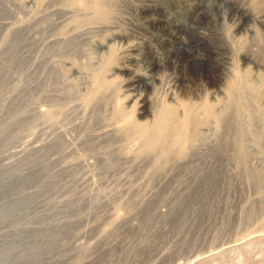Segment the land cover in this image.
Returning <instances> with one entry per match:
<instances>
[{
    "label": "rangeland",
    "instance_id": "obj_1",
    "mask_svg": "<svg viewBox=\"0 0 264 264\" xmlns=\"http://www.w3.org/2000/svg\"><path fill=\"white\" fill-rule=\"evenodd\" d=\"M33 1L35 0L20 3L19 0H0V264H229L241 258L246 264H264V239L247 245L249 240L264 234V87L262 90V85L258 84L260 78H263L264 83V50L255 46L258 51H254L253 32L250 31L257 28L263 35L264 26L261 25H264V7L258 16L259 20H263L256 22L238 9L243 2L246 5L248 0H124L125 7L120 11L123 21L120 18L114 20L108 32L86 33L85 26L78 28L70 14L63 13V16L56 12L57 7L62 4L60 1L64 4L68 0H51L58 4L51 3L50 0ZM156 4H161L158 10L153 9ZM52 12L58 18L50 17ZM67 20L72 22L66 24ZM56 22H60V25ZM125 28L133 33L129 35L130 38L111 34L114 31L127 30ZM75 33L76 36L81 33L80 38L78 36L72 41L71 37ZM103 35H107L104 41L101 40ZM51 40L60 48L49 51L47 46L50 42L53 43ZM242 41H247L245 45L248 43V46L240 54L243 56L240 66L254 68L250 79L259 85V89L256 88L258 93H263L258 94L259 98L254 90L251 96L255 95V101L248 97L255 102L252 103L253 108L250 107L253 109L252 114L257 110V114L252 115V123L247 116L242 120V131L246 135L242 141L246 165L237 156L239 151L236 137H219L213 122L201 126L202 137L189 143L190 147L188 146L185 153L179 154L174 150L164 160L158 151L141 152L142 145L138 144L141 140L137 142V135L133 140L131 133L130 138L124 133L125 136L121 135L99 149L98 146L102 143L104 145L103 141L114 133V128L126 122L128 118L125 121L124 118L129 115L128 110H133L132 103L129 108L127 106L128 95L139 97L140 104H136V115L142 121L151 119L154 114V105L149 100L154 97L162 98L167 94L173 97L175 93L178 94L177 97L181 96L180 98L184 97L185 100L195 103H202L208 96H211L213 102L223 99L227 73L231 68L234 52L239 49L238 43L241 44ZM132 42L136 44V49L129 52L128 46ZM200 42L205 47L199 46ZM163 43L168 46L171 43L172 49L168 51L169 49L163 48ZM225 43L230 46L229 49ZM234 45L238 47L235 46L236 50ZM114 48L115 54H121L119 61H127L128 52L129 55H138L136 62H133L136 66L128 61L118 62L127 70L110 72L108 79L113 80L114 85L107 89H96L98 86L95 85L101 83L97 79L101 72L99 74L97 71H102L99 68L107 62L103 57L109 56L112 53L110 50ZM248 49L252 51L249 50L248 53ZM67 69H70L67 75L59 74ZM137 73L146 75V78L134 82V75ZM94 77L96 82L93 81ZM151 82L155 84L152 83L155 88L151 86ZM43 83L48 86L42 92ZM62 83H72L70 88L67 85L68 91L65 93L57 90L63 87ZM73 84L77 86L74 87ZM92 87L94 92L91 91ZM98 89L100 92H97ZM49 94L55 96L59 105L57 110L54 109L55 113L62 116H58L59 120H56L55 115H49L50 111L46 113L50 117L55 116L53 118L57 122L56 127L54 122H50L53 126L49 124V116L46 115L42 120L46 117L48 122L39 121L38 125L27 122L22 116L23 102L28 103L30 114L37 107L41 108L40 104H44L40 101L41 97ZM177 97L174 98L177 100ZM115 98H119L118 103H123L120 104L122 107L126 103L124 107L128 109L121 108L126 114L120 110L117 113L116 107L113 109V104L117 105ZM258 98L263 105H259ZM223 104L218 107L223 108ZM103 105L108 110L104 114L106 118H96L93 121L90 115H99ZM150 109H153L152 113ZM111 113L116 114H112L115 118L110 116ZM230 117L227 120L234 121L237 116ZM86 119L93 130L87 132L89 137L85 135L84 141V136L82 139L78 137L75 129ZM113 120H122L123 123L118 124ZM42 122L51 127H47L50 131L46 130L45 134L41 133L43 135L39 133V136L34 129L37 126L42 128ZM6 125H11V129L3 132ZM43 126L46 127L44 124ZM251 126L263 134L260 139L249 133ZM40 127L36 129L39 130ZM48 133L51 134L47 135ZM60 134L66 139L72 137L70 140L73 144L69 140L70 147L61 148L62 151H52L49 153L50 157L48 154L46 158L57 159L60 162H56L58 166L70 161L68 165L73 163L72 168L58 167L55 164V168L42 169L37 165L38 161L30 156L18 162L13 169L15 171L11 169L12 173L9 172L8 177L3 178L1 169L5 163L18 161L17 157L24 155L21 151H25L28 145L37 146L42 143L41 139L43 142L54 141ZM29 139L32 144H28L31 143ZM88 139L93 142L90 143ZM22 146H25L24 150L20 149ZM14 151L20 157L17 154L12 155ZM8 156L11 158L8 159ZM75 157H79L78 165L74 164L77 163L74 161ZM33 169H36L35 172ZM118 211L120 215L116 218L119 220L111 222L110 217ZM20 229L24 231H21L22 234ZM102 232H106L104 240L98 236ZM217 252L223 253L214 259L202 260Z\"/></svg>",
    "mask_w": 264,
    "mask_h": 264
},
{
    "label": "bare ground",
    "instance_id": "obj_2",
    "mask_svg": "<svg viewBox=\"0 0 264 264\" xmlns=\"http://www.w3.org/2000/svg\"><path fill=\"white\" fill-rule=\"evenodd\" d=\"M24 1H27V0H19V2L20 3H22V2H24ZM35 1H39V0H35ZM35 1H33V2H35ZM41 1V0H40ZM51 1V0H50ZM60 1V0H59ZM69 2H64V4H63V2L62 1H60V3H62V4H60L61 6H59V7H57V9H56V12L59 14V13H62V15H63V13H67V14H70L71 15V18H72V21H75L76 22V24H77V26H79L78 28H80L81 27V29H82V26L84 27L85 26V29H86V33H92V32H94V33H96V32H100L101 33V31L102 32H104V31H106L107 30V32H108V29L110 28V26L111 25H113V21L114 20H118L119 18H120V20H122L123 21V19H124V17H122L121 18V16H122V14L120 15V13L122 12L121 11V9L122 8H124L125 6V1L124 0H68ZM127 1V0H126ZM134 1V0H133ZM144 0H142V2H143ZM146 1V0H145ZM177 1V0H176ZM217 1V0H216ZM53 2H56L57 4H58V2L57 1H53ZM52 1H51V3H53ZM249 2V3H248ZM248 2H247V4L246 5H243V3H242V5H240V6H238V9H241L242 11L241 12H243V13H245V15L247 16H249V18H251V19H253V20H255L256 22L257 21H262V20H259L260 18L258 17L259 16V14H260V12H261V10L263 9V7H264V0H248ZM172 3V2H171ZM55 4V3H54ZM220 4V3H219ZM133 5V4H132ZM150 5V4H149ZM161 5V4H160ZM160 5H158V4H156V5H153L154 7H153V9H157V8H160ZM236 5V4H235ZM237 5H238V3H237ZM126 6H128V5H126ZM129 6H131V5H129ZM137 6V5H136ZM133 7V6H132ZM148 7V6H147ZM212 7H213V4H212ZM149 8H150V6H149ZM55 9V8H54ZM136 9V8H135ZM138 9V8H137ZM142 9V8H141ZM166 9V8H165ZM206 9V8H205ZM130 10V9H129ZM134 10V9H133ZM158 10V9H157ZM191 10V9H190ZM52 11V10H51ZM55 11V10H54ZM121 11V12H120ZM126 11V10H125ZM136 11V10H135ZM129 12V11H128ZM202 12V11H201ZM206 12V11H205ZM213 12V11H212ZM7 13H8V10H7ZM51 13V12H50ZM53 13V12H52ZM234 13V12H233ZM66 14V15H67ZM201 14V13H200ZM263 14V13H262ZM65 15V16H66ZM138 15V14H137ZM211 15V14H210ZM214 15V14H213ZM261 15V14H260ZM56 17V18H58L57 16H55V14L53 13L52 15H50V17ZM59 16V15H58ZM60 16H61V14H60ZM59 16V17H60ZM64 16V15H63ZM69 16V15H68ZM67 16V17H68ZM127 16V15H126ZM141 16V15H140ZM146 16V15H145ZM160 16V15H159ZM161 16H163V15H161ZM234 16V15H233ZM238 16V15H237ZM49 17V18H50ZM142 17V16H141ZM146 17H149L148 15L146 16ZM151 17V16H150ZM158 17V16H157ZM206 17V16H205ZM210 17V16H209ZM128 18V17H127ZM259 18V19H258ZM42 19H44V18H42ZM51 19V18H50ZM50 19H49V21H50ZM53 19L54 18H52V20L51 21H53ZM59 19H62V18H59ZM67 19H69V18H67ZM197 19V18H196ZM242 19H243V16H242ZM250 19V20H251ZM46 20V19H45ZM44 20V21H45ZM58 20V19H57ZM66 20V19H65ZM119 20V21H120ZM139 20V19H138ZM159 20V19H158ZM202 20V19H201ZM47 22H48V20H46ZM56 21V20H55ZM62 21H64V20H62ZM61 21V22H62ZM71 20H67V23H66V21L64 22V23H66V24H68V22H72ZM118 21V22H119ZM131 21V20H130ZM133 21V20H132ZM196 22H197V20H195ZM255 21H253V22H255ZM38 22V21H37ZM43 22V21H42ZM209 22V21H208ZM262 22H264V21H262ZM34 23H36V22H34ZM33 23V24H34ZM43 23H46V22H43ZM53 23H54V21H53ZM57 24H59L60 22H56ZM63 23V22H62ZM63 23V24H64ZM121 23V22H120ZM150 23V22H149ZM206 23V22H205ZM247 23H248V21H247ZM246 23V24H247ZM261 23V22H260ZM12 24V23H11ZM37 24H41V23H37ZM48 24H50V22L48 23ZM57 24H55V25H57ZM62 24V25H63ZM69 24H71V23H69ZM76 24L75 25H73V26H76ZM148 24V23H147ZM199 24V23H198ZM245 24V23H244ZM261 24H263V23H261ZM10 25V24H9ZM15 25V24H14ZM36 25V24H35ZM51 25H53V24H51ZM60 25V24H59ZM90 25H98V26H94V27H92V26H90ZM137 25V24H136ZM139 25V24H138ZM90 26V27H89ZM122 26V25H121ZM126 26V25H125ZM152 26V25H151ZM261 26H264V25H261ZM50 27V26H49ZM119 27V26H118ZM131 27V26H130ZM78 28L77 29H75V30H78ZM113 28V27H112ZM122 28H123V26H122ZM129 28V27H128ZM149 28V27H148ZM243 28H245L244 26H243ZM242 28V29H243ZM125 29H127V28H125ZM138 29H139V27H138ZM143 29V28H142ZM145 29V28H144ZM262 29H264V28H262ZM70 30V29H69ZM244 30V29H243ZM80 31V30H79ZM78 31V32H79ZM196 31V30H195ZM245 31V30H244ZM250 31L251 32H253V33H251V34H253V46H254V49H255V46L259 49V50H264V33H263V35L261 34V32L259 31V29H257V28H255V29H253V30H251L250 29ZM81 32V31H80ZM83 32V31H82ZM239 32H241V31H239ZM243 32V31H242ZM241 32V33H242ZM246 32V31H245ZM138 33H140V32H138ZM240 33V34H241ZM76 34L77 33H75V36L73 35V37H71L73 40L72 41H75V39H77L78 38V36H79V38H80V35H81V33L80 34H78L77 36H76ZM83 34V33H82ZM98 34V33H97ZM113 36H118V37H128L130 34H131V32L127 29V30H122V31H120L119 30V32L118 31H114L113 33H111ZM133 34V33H132ZM131 34V35H132ZM171 34V33H170ZM169 34V35H170ZM130 35V36H131ZM224 35V34H223ZM234 35V34H233ZM130 36H129V38H130ZM138 36V35H137ZM189 36V35H188ZM199 36V35H198ZM239 36V35H238ZM226 37V36H225ZM233 37H235V36H233ZM40 38V37H39ZM63 38V37H62ZM65 38V37H64ZM70 38V37H69ZM70 38V39H71ZM87 38V37H86ZM106 38H107V35L106 36H102V38H101V40L102 41H104V40H106ZM181 38V37H180ZM196 38V37H195ZM222 38V37H221ZM70 39H68V40H70ZM134 39V38H133ZM135 39H137V38H135ZM83 40H86V39H83ZM109 40V39H108ZM125 40V39H124ZM184 40V39H183ZM228 40V39H227ZM230 40V39H229ZM233 40H234V38H233ZM251 40V39H250ZM42 41V40H41ZM52 41V40H51ZM55 41V40H54ZM62 41V40H61ZM78 41H81V40H78ZM115 41V40H114ZM117 41V40H116ZM123 41V40H122ZM121 41V42H122ZM133 41V40H132ZM136 41V40H135ZM182 41V40H181ZM204 41V40H203ZM232 41V40H231ZM39 42V41H38ZM46 42V41H45ZM53 42V41H52ZM68 42V41H67ZM66 42V43H67ZM83 42V41H82ZM110 42V41H109ZM112 42V41H111ZM121 42H119V43H121ZM131 42V41H130ZM141 42V41H140ZM215 42V41H214ZM223 42V41H222ZM239 42H240V40H239ZM243 42V43H242ZM241 42V44L240 43H238V45H240L239 46V49L236 51V52H234L235 54L233 55V62H232V64H231V68H229V70H228V76L226 77L227 78V80H225V81H227V84L225 83V85H226V92H225V97L223 98V99H217L215 102H213V101H211V96L208 98V97H206L205 99H203L204 101H202V103H195V102H190V101H187V100H185L184 99V97L183 98H180V97H177V95L174 93V91H173V93H174V95H173V97L172 96H170V95H166L165 97H163L162 95V98L160 97V98H153V99H149L151 102V104L152 105H154V106H152V108H154V110L152 111L151 109H150V112L152 111L154 114L152 115V114H150V115H152V117H151V119H149V120H140L139 118L140 117H138L136 114V107H137V103L140 101L138 98H135V97H131V95L129 96L128 95V97L126 98V102L128 103V108H129V104L130 103H132L133 104V106H134V108H133V110L131 109V111L130 110H128L129 111V115L128 116H125L124 114H126L121 108H125V109H128L127 107H124L125 105H126V103H124L125 105L122 107V106H120V104L122 103V102H120V103H118V101H120V100H118L119 98H115L114 99V102H117V105L115 106L114 104H113V109L115 108V111L117 112V111H123L124 112V116H125V118H124V116H121L122 118H124V121L126 120V118H128L127 120H126V122H124V124H120V126L118 125L119 123H123V122H121V121H116V120H113V121H116L115 123H117L118 122V124H116V125H118L116 128H114V133H110L111 134V136H109L108 138H106L103 142H104V145H103V143L101 144V146L99 145L98 147H99V149H100V147H102V148H104V147H106L107 145H108V143L109 142H111V141H114V139H116V138H119V136H121V135H124V133H127V135L126 136H128L129 138H130V133L133 135L131 138L134 140L135 138H133L135 135H137V142H140V140H141V143H138V144H140L139 146H141L142 145V147H141V152H149V151H158L160 154H162V159L164 160V158L167 156V154L168 153H170V152H172V151H176V152H178L179 154H183V153H185V151L186 150H188L187 148H189L190 147V145H189V143H191L192 141H194L195 139H197L198 137H200L201 136V134H202V130L200 129L201 128V126H203L204 124L206 125V124H209V123H211V122H213L214 124H215V130L217 131V134L219 135V137L222 135V137H226V138H231V137H236V140H237V150L239 151L238 152V158H240V160H242V162L244 163V165H246V155H245V152H244V147H243V143H242V141H243V136H246L245 134H243L244 132L242 131V120H243V118H245L246 116H247V118L249 117L250 119H251V123H252V120H253V116H254V114L256 113V111L255 112H253V114H252V111H253V102L255 101V95H254V97H252L251 95L254 93V90H255V93L257 94L256 96L257 97H259L258 96V94H263L264 93V91H263V93H258V89H259V87H257V86H259L258 84H260V89H262L263 90V88L262 87H264L263 86V78H260V83H255L254 82V80L253 79H250V75H251V73H252V71H253V69L254 68H250V67H241L240 66V61H241V56L242 55H240L241 53L243 54L244 52H242V50L244 49V48H246V46H248V43H247V45H245V43L247 42V41H242ZM58 43H59V41H58ZM77 43V42H76ZM181 43V42H180ZM252 43V42H251ZM47 44V43H46ZM64 45H65V43H63ZM75 44V43H74ZM79 43H77V45H78ZM122 44V43H121ZM226 45H227V43H225ZM237 44V43H236ZM63 45V46H64ZM69 45H70V43H69ZM69 45H68V47H69ZM71 45H73V43H71ZM127 45V44H126ZM198 45L199 46H202V47H205V44L204 43H202V42H200V43H198ZM225 45V46H226ZM244 45H245V47H244ZM251 45V44H250ZM249 45V48H251V46ZM67 45H65V47H66ZM107 46V45H106ZM105 46V47H106ZM162 46V45H161ZM160 46V47H161ZM172 44L170 43L169 44V46H168V44L167 43H163V48H166L168 51H170L171 49H172ZM194 46V45H193ZM207 46V45H206ZM224 46V45H223ZM237 47V45H234V50H236V47ZM253 46H252V49H253ZM128 47H130V48H128V49H130L129 50V52L130 51H133V50H135L136 49V44L135 43H133L132 42V45H130V46H128ZM180 47V46H179ZM183 47V46H182ZM227 47H228V49H229V47L230 46H228L227 45ZM47 48H48V50L49 51H51V50H53V49H59L60 47H59V45L57 46V44H56V42L54 43H51L50 42V44L47 46ZM147 48V47H146ZM188 48V47H187ZM198 48H200V47H198ZM215 48V47H214ZM238 48V47H237ZM87 49V48H86ZM98 49V48H97ZM105 49V48H104ZM107 49V48H106ZM125 49V48H124ZM127 48H126V50H128ZM190 49V48H189ZM205 49V48H204ZM218 49V48H217ZM252 49H248V53H249V50H251L252 51ZM80 50V49H79ZM100 50V49H99ZM113 50H115V48L114 49H111L110 50V52L112 51V53H110V57L108 56H106V57H103V58H105L106 60H107V62H105L106 60L105 59H102V61L104 60V62H105V64L104 65H102L99 69H101L102 71H97V73H99L100 74V72H101V76H100V78H97V77H99V76H97V75H94V76H96V78L98 79V81L99 82H101V83H99V84H96L95 82L97 81L96 80V78L95 79H93V81L95 80V82H94V84H96L95 86H98V87H96V89L97 88H102V87H105L106 89L107 88H109L110 86H112V85H114V81L113 80H109L108 79V74L110 73V72H112V71H114L115 72V70H118V72H120V71H123V70H127L126 69V67H124L123 65H121V64H119L118 62H124V61H126V59L125 60H122L121 61V59H120V61H119V56L121 55L120 53L118 54V52L116 53V54H118V55H116L115 54V52H113ZM166 50V51H167ZM257 49H255L254 51H256ZM70 51H72V50H70ZM75 51H78V50H75ZM74 51V52H75ZM105 51V50H104ZM109 51V50H108ZM122 51V50H121ZM125 50H123V52H124ZM161 51V50H160ZM245 51V50H244ZM253 51V52H254ZM258 51V50H257ZM257 51H256V53H257ZM73 52V54H75ZM79 52V51H78ZM78 52H77V54H78ZM123 52H121L122 53V57H124V53ZM129 52H128V55H129ZM181 52V51H180ZM217 52V51H216ZM227 52V51H226ZM232 52V51H231ZM83 53H84V51H83ZM82 53V54H83ZM144 53V52H143ZM199 53V52H198ZM246 53H247V51H246ZM247 53V54H248ZM252 53V52H251ZM256 53L254 52V54L256 55ZM260 53H261V51H260ZM70 54V53H69ZM73 54H71V55H73ZM79 54H81V53H79ZM131 54V53H130ZM134 54H135V52H134ZM140 54V53H139ZM161 54V53H160ZM172 54V53H171ZM187 54V53H186ZM191 54V53H190ZM224 54V53H223ZM263 54H264V52H263ZM100 55H101V52H100ZM99 55V56H100ZM127 54H125V56H126ZM127 55V61L128 62H130L129 64H131V63H133V62H136V60H137V56L138 55H133V54H131V55H129L128 56ZM179 55H181V53L179 54ZM203 55V54H202ZM252 55V54H251ZM156 56H158L157 54H156ZM230 56V55H229ZM257 56V55H256ZM139 57V56H138ZM243 57V56H242ZM259 57V56H258ZM125 58V57H124ZM143 58V57H142ZM163 58V57H162ZM192 58V57H191ZM199 58V57H198ZM201 58V57H200ZM231 58V57H230ZM251 58V57H250ZM100 59H101V57H100ZM123 59V58H122ZM182 59V58H181ZM189 59V58H188ZM253 59H254V57H253ZM145 60V59H144ZM161 60V59H160ZM163 60V59H162ZM191 60V59H190ZM99 61V60H98ZM126 61V62H127ZM232 61V60H231ZM248 61V60H247ZM101 62V61H100ZM104 62H101V63H104ZM125 62V63H126ZM181 62H183V61H181ZM226 62V61H225ZM260 62V61H259ZM99 63V62H98ZM253 63V62H252ZM258 63V62H257ZM92 64H94V63H92ZM134 64V63H133ZM160 64V63H159ZM178 64V63H177ZM189 64V63H188ZM127 64H125V66H126ZM135 65V64H134ZM140 65H141V63H140ZM161 65V64H160ZM197 65V64H196ZM210 65V64H209ZM65 66H67V65H65ZM96 66V65H95ZM129 66V65H128ZM136 66V65H135ZM198 66V65H197ZM229 67H230V65H228ZM243 66V65H242ZM76 67V66H75ZM132 67V66H131ZM144 67V66H143ZM170 67V66H169ZM174 67V66H173ZM173 67H172V69H173ZM200 67V66H199ZM212 67V66H211ZM66 68H68V67H66ZM80 68V67H79ZM159 68V67H158ZM183 68V67H182ZM64 69H65V67H64ZM78 69V68H77ZM95 70H98V67L96 68H94ZM130 69V68H129ZM149 69V68H148ZM156 69V68H155ZM164 69V68H163ZM166 69V68H165ZM225 69V68H224ZM210 70V69H209ZM70 71V69H67V70H65V72L63 73V72H59V74H62V76H64V74H66L67 75V73ZM131 71V70H130ZM173 71V70H172ZM117 72V71H116ZM127 72V71H126ZM157 72V71H156ZM160 72V71H159ZM222 72V71H221ZM226 72V71H225ZM257 72V71H256ZM76 73V72H75ZM75 73H74V75H75ZM148 73V72H147ZM153 73H154V71H153ZM182 73V72H181ZM72 74V73H71ZM79 74H80V72H79ZM78 74V75H79ZM96 74V73H95ZM113 74V73H112ZM118 74H120V73H118ZM151 74V73H150ZM158 74V73H157ZM162 74V73H161ZM165 74V73H164ZM168 74V73H167ZM195 74V73H194ZM253 74V73H252ZM255 74V73H254ZM124 76V75H123ZM126 76H127V74H126ZM156 76H158V75H156ZM188 76V75H187ZM73 77V76H72ZM75 77V76H74ZM121 77V76H120ZM129 77V76H128ZM172 77V76H171ZM213 77H214V74H213ZM221 77V76H220ZM63 78V77H62ZM77 78V77H76ZM126 78V77H125ZM146 78V75H144V74H139V73H137L136 75H134V82H139V81H143V79H145ZM158 78V77H157ZM164 78V77H163ZM179 78V77H178ZM190 78V77H189ZM215 78V77H214ZM100 79V80H99ZM127 79V78H126ZM125 79V80H126ZM177 79V78H176ZM201 79V78H200ZM207 79H208V77H207ZM216 79V78H215ZM68 80V79H67ZM117 80H118V78H117ZM158 80V79H157ZM163 80V79H162ZM161 80V81H162ZM256 80V79H255ZM78 81V80H77ZM91 81V80H90ZM93 81H92V84H93ZM111 81H113L112 83H111ZM189 81H190V79H189ZM209 81V80H208ZM215 81V80H214ZM117 82V81H116ZM159 82V81H158ZM166 82V81H165ZM172 82V81H171ZM70 83V82H69ZM84 83V82H83ZM90 84H91V82H89ZM122 83V82H121ZM153 82H151V84H152ZM169 83H170V81H169ZM169 83H168V85H169ZM177 83V82H176ZM195 83V82H194ZM199 83V82H198ZM63 84V87H59L57 90H59V91H61V92H67L68 91V86L67 85H69V84H64V83H62ZM72 84V83H71ZM71 84L69 85V88H70V86H71ZM139 84V83H138ZM150 84V85H151ZM154 84V83H153ZM151 85V86H154V85ZM159 84V83H158ZM182 84V83H181ZM208 84V83H207ZM206 84V85H207ZM212 84V83H211ZM215 84V83H214ZM257 84V85H256ZM79 85V84H78ZM81 85V84H80ZM100 85V86H99ZM117 85V84H116ZM121 85V84H120ZM124 85V84H123ZM137 85V84H136ZM161 85V84H160ZM188 85V84H187ZM218 85V84H217ZM47 86H48V84L47 83H43V84H41V91L43 92L44 91V89H46L47 88ZM73 86L74 87H76L75 86V84H73ZM72 86V87H73ZM91 86H93L94 88H95V86L94 85H91ZM90 86V87H91ZM119 86V85H118ZM131 86V85H130ZM197 86V85H196ZM71 87V88H72ZM93 87H92V89H91V91L93 90ZM121 87V86H120ZM126 87V86H125ZM142 87V86H141ZM161 87V86H160ZM164 87V86H163ZM135 88V87H134ZM154 88H155V86H154ZM179 88V87H178ZM256 88H258V89H256ZM99 89H98V91L97 92H100L99 91ZM114 89H116V88H114ZM140 89V88H139ZM138 89V90H139ZM164 89H166V88H164ZM169 89V88H168ZM173 89H174V86H173ZM186 89V88H185ZM197 90H198V88H196ZM219 89V88H218ZM95 90V89H94ZM94 90L92 91V92H94ZM101 90V89H100ZM113 90V89H112ZM119 90V89H118ZM124 90V89H123ZM142 91H143V89H141ZM172 89H171V87H170V90L169 91H171ZM190 90V89H189ZM203 90V89H202ZM90 91V92H91ZM116 91V90H115ZM122 91V90H121ZM127 91V90H126ZM160 91V90H159ZM168 91V90H167ZM169 91H168V93H169ZM182 91V90H181ZM215 91V90H214ZM223 91V90H222ZM259 91H261V90H259ZM117 93V92H116ZM131 93H132V91H131ZM134 93H135V91H134ZM191 93H192V91H191ZM111 94V93H110ZM123 94H125V93H123ZM141 94V93H140ZM162 94V93H161ZM166 94V93H165ZM170 94V93H169ZM171 94H172V91H171ZM181 94V93H180ZM187 94H188V91H187ZM207 94V93H206ZM117 95V94H116ZM153 95V94H152ZM160 95V94H159ZM197 95V94H196ZM200 95V94H199ZM209 95V94H208ZM133 96V95H132ZM151 96V95H150ZM158 96V95H157ZM250 96V98L252 97V99L254 100V101H251L252 99H249L248 97ZM141 97V96H140ZM174 97H177V100L174 98ZM190 97V96H189ZM215 97V96H214ZM142 98V97H141ZM260 98V97H259ZM259 98H258V100H259ZM200 98H198V100H199ZM216 99V98H215ZM250 101H249V100ZM90 100V99H89ZM139 100V101H138ZM144 100V99H143ZM142 100V101H143ZM190 100H191V98H190ZM258 100H256L257 102H258ZM263 100V99H262ZM40 101H42V102H44V106L42 105V104H40V107L41 108H36V111L35 112H33V113H28V103L26 102V101H24L23 102V117H24V119L25 120H27V122L28 121H31L32 123H36V125H38V122L40 121H43V122H48V118H46L45 117V119H47L46 121H44L45 119H43L42 120V118H44V115H46V113L48 112L49 113V111H50V113H49V115H55V116H53V117H55V119L56 120H59V117L61 116H59V114H58V112H56L55 113V110L54 109H56V107H58L59 105H58V103H57V101H56V99H55V96L54 95H52V94H49L48 96H43V97H41V99H40ZM146 102L148 101V100H145ZM144 101V102H145ZM196 101V100H195ZM248 101H249V103H248ZM261 100H259V102H260ZM90 102V101H89ZM105 102V101H104ZM124 102V101H123ZM145 102V103H146ZM256 102V103H257ZM37 103V102H36ZM222 103H224L223 104V108H220V107H218L220 104H222ZM264 103V102H263ZM33 104V103H32ZM81 104V103H80ZM90 104V103H89ZM104 104V103H103ZM123 104V103H122ZM138 104H140V103H138ZM142 104V103H141ZM254 104H255V102H254ZM261 102H260V106H261ZM44 107V108H42V106ZM79 105V104H78ZM91 105V104H90ZM100 105V104H99ZM105 105V104H104ZM104 105H103V107H104ZM110 105V104H109ZM136 105V106H135ZM146 105V104H145ZM249 105H251V106H249ZM257 105V104H256ZM263 105V104H262ZM88 106V105H87ZM132 106V105H131ZM140 106V105H139ZM151 106V105H150ZM93 107H94V104H93ZM106 107L107 106H105L103 109H102V107L101 108H99V109H102L101 110V114L99 113V115L98 114H96V115H90L91 117H92V119H94L93 121H95V120H97V119H100V118H104L105 116H104V114H105V111L107 112L108 110H106ZM250 107H252V108H250ZM257 107V109H258V106H256ZM263 107H264V105H263ZM59 108V107H58ZM82 108H84V107H82ZM87 108V107H86ZM90 108V107H89ZM98 108V107H97ZM150 108V107H149ZM149 108H147L148 109V111H149ZM76 109H78V108H76ZM80 109V108H79ZM108 109V108H107ZM256 109V108H255ZM51 110H54L53 112H51ZM57 110V109H56ZM92 110H93V108H92ZM252 110V111H251ZM59 111V110H58ZM66 111V110H65ZM95 111V110H94ZM110 111V110H109ZM113 110L111 109V112H112ZM143 111V110H142ZM147 110H146V112H148ZM258 111H259V109H258ZM261 111V110H260ZM259 111V112H260ZM19 112H20V114H21V111L19 110ZM60 112V111H59ZM68 112V111H67ZM89 112V111H88ZM114 112V111H113ZM115 112V113H116ZM151 112V113H152ZM258 112V113H259ZM47 113V114H48ZM51 113H53V114H51ZM55 113V114H54ZM65 113V112H64ZM68 113H70V109H69V112ZM81 113V112H80ZM85 113V112H84ZM83 113V114H84ZM94 113H96V112H94ZM115 113H111L110 114V116L112 117H114L115 118V116L114 115H112V114H115ZM118 113V112H117ZM120 113V112H119ZM261 113V112H260ZM57 114V115H56ZM72 114V113H71ZM82 114V113H81ZM88 114V113H87ZM122 114V113H121ZM140 114V113H139ZM144 114V113H143ZM257 114V113H256ZM49 115H46V116H49ZM66 115V114H65ZM64 115V116H65ZM75 115V114H74ZM77 115V114H76ZM116 115V114H115ZM119 115V117H120V114H118ZM118 115L116 116V119H117V117H118ZM149 115V116H150ZM231 115H236L237 117H236V119L234 120V121H230V120H232V119H230L231 117ZM253 115V116H252ZM59 116V117H58ZM68 115H66V117H67ZM73 116V115H72ZM79 116V115H78ZM85 116V115H84ZM89 116V115H88ZM89 116V117H90ZM141 116V115H140ZM52 117V116H51ZM50 116H49V124L51 125V126H53L50 122H54V118L52 119ZM57 117H58V119H57ZM62 117V116H61ZM86 117V116H85ZM84 117V118H85ZM90 117V118H91ZM144 117H147V116H144ZM143 117V118H144ZM228 117H230L229 119V121L227 120L228 119ZM53 120H51V119ZM82 118V117H81ZM87 118V117H86ZM97 118V119H96ZM106 118V117H105ZM104 118V119H105ZM109 118V117H108ZM114 118H111V119H114ZM122 118H120V119H122ZM148 118V117H147ZM147 118H144V119H147ZM79 119V118H78ZM103 119V120H104ZM119 119V118H118ZM119 119V120H120ZM102 120V121H103ZM264 120V119H263ZM85 121V120H84ZM86 121H87V119H86ZM83 122V123H81L80 125H77V127H76V129L75 130H77V131H75V133L77 132V135H78V137H80L81 139H82V137L84 138L83 140L84 141H86L85 140V135H86V137H89V136H87V132H89V130L90 129H92L91 127V123L90 122ZM101 121V120H100ZM42 122V124L41 123H39V124H41V126H42V128L41 129H39V130H37L36 128H39L38 126L34 129V131H35V133H37L38 132V134L40 133H44L45 134V132H46V130H49L47 127H51V126H48L49 124L48 123H43ZM97 122V121H96ZM112 122V121H111ZM261 122V121H260ZM264 122V121H263ZM55 123V127H56V123L57 122H54ZM73 123H75V121L73 122ZM72 123V124H73ZM246 123V122H245ZM251 123H249V124H251ZM43 124L44 125H46V127H44L43 126ZM76 124V123H75ZM79 124V123H78ZM95 124V123H94ZM93 124V125H94ZM213 124V125H214ZM248 124V125H249ZM114 125V124H113ZM260 125V124H259ZM262 126H263V124H261ZM11 125H6V126H4V128H3V132H7L8 130H10L11 129V127H10ZM243 126H244V123H243ZM245 126H246V124H245ZM250 127V126H249ZM47 128V129H46ZM52 128H54V127H52ZM51 128V129H52ZM70 128H71V126H70ZM69 128V129H70ZM72 128H73V125H72ZM248 128V127H247ZM260 128V127H259ZM55 129V128H54ZM98 129V128H97ZM107 129V128H106ZM109 129V128H108ZM202 129H205V128H202ZM209 129V128H208ZM213 129V128H212ZM258 129V128H257ZM67 130V129H66ZM70 130H72V129H70ZM93 130V129H92ZM92 130H91V132H92ZM104 130V129H103ZM211 130V129H210ZM214 130V131H215ZM262 130V129H261ZM50 131V130H49ZM48 131V132H49ZM53 131V130H52ZM56 131V130H55ZM62 131V130H61ZM60 131V132H61ZM73 131V132H74ZM100 131V130H99ZM215 131V132H216ZM245 131V130H244ZM264 130H262V132H263ZM57 132V131H56ZM69 132V131H68ZM108 132H110V131H108ZM207 132V131H206ZM63 133V132H62ZM93 133V132H92ZM96 133H98V132H96ZM101 133V132H100ZM104 133V132H103ZM129 133V134H128ZM249 133H251V134H253V136H256L257 138H261L260 136L261 135H263L260 131H257L256 129H253L252 128V126H251V129L249 130ZM248 133V134H249ZM261 133V134H260ZM34 134V133H33ZM37 134V135H38ZM40 134H39V136H40ZM51 134V133H50ZM49 133L47 134V135H50ZM56 134V133H55ZM54 134V135H55ZM59 134V133H58ZM73 134V133H72ZM106 134V133H105ZM209 134V133H208ZM210 134H213V132H211ZM247 134V135H248ZM41 135H43V134H41ZM53 135V136H54ZM57 135V134H56ZM66 136H67V134H65ZM74 135V134H73ZM76 135V134H75ZM76 135V136H77ZM97 135V134H96ZM100 135V134H99ZM103 135V134H102ZM45 136V135H44ZM59 136V137H58ZM57 136V138L55 137V139L56 140H54V141H51V142H43L42 140L43 139H41V144H38L37 146H34V145H31V146H33V147H31V146H29L28 145V148L26 147V149H25V151H21L20 149H22V150H24V147L25 146H22V148H20L19 150L21 151V152H24V155H22V154H20L21 155V157H20V155H19V153L17 154V153H15V151H14V153H11L12 155H14V154H17V155H19V157L20 158H18L17 157V159H18V161L16 160L15 161V163H9V164H6L5 163V165L3 166V168L1 169L2 170V172H1V175L2 176H4L3 178H6V176L8 175V173L10 172V171H12L16 166L15 165H17L18 164V162L20 163V161H23V160H25L26 158H28V157H30V156H33V158L35 159V160H37L38 161V166L40 167V168H42V169H52L53 167L55 168L56 166H58L57 164H59L60 162H58V160L56 159V160H54L53 158H51V159H47L48 157H50V152H52V151H62L61 150V148L62 149H65V148H67V147H70V145L69 144H71L72 143V141L68 138V139H66L64 136H62L61 134L60 135H58ZM61 136V137H60ZM91 136L92 135H90V138H91ZM93 136H95L94 134H93ZM108 136V135H107ZM125 136V135H124ZM259 136V137H258ZM264 136V135H263ZM263 136H262V139H263ZM38 137V136H37ZM99 137V136H98ZM100 137H101V135H100ZM140 137V139L138 140V138ZM202 137V136H201ZM51 138H52V136H51ZM94 137H92V139H93ZM122 138V137H121ZM39 139H40V137H39ZM46 139V138H45ZM44 139V140H45ZM48 139V138H47ZM75 139V138H74ZM91 139V140H92ZM101 139H103V138H101ZM31 139H29V141H30ZM38 139L36 138V141H37ZM71 141V143H69L70 141ZM73 140V139H72ZM88 140H90V139H88ZM90 140V143L91 142H93V141H91ZM135 140V141H136ZM28 141V140H27ZM26 141V142H27ZM40 141V140H39ZM46 141V140H45ZM47 141H49V140H47ZM130 141V140H129ZM134 141V142H135ZM83 142V141H82ZM39 143V142H38ZM86 143V142H85ZM88 143V142H87ZM28 144H32V140H31V143H29L28 142ZM35 144V143H34ZM73 144V143H72ZM97 144V143H96ZM95 144V145H96ZM26 146H27V143L25 144ZM36 145V144H35ZM93 145V144H92ZM103 145V146H102ZM106 145V146H105ZM19 146H21V145H19ZM79 146V145H78ZM91 146V145H90ZM136 146V145H135ZM189 146V147H188ZM18 147V146H17ZM94 147V146H93ZM78 148H80V147H78ZM96 149H97V147H95ZM16 149V148H15ZM83 149V148H82ZM94 149V148H93ZM92 149V150H93ZM95 149V150H96ZM85 150V149H84ZM86 150H87V148H86ZM101 150V149H100ZM17 151H18V149H17ZM16 151V152H17ZM75 151V150H74ZM79 151V150H78ZM97 151H99L98 149H97ZM97 151H95V152H97ZM11 152H13V151H11ZM19 152V151H18ZM76 152V151H75ZM188 152V151H187ZM49 154V155H48ZM54 154V153H53ZM72 154V153H71ZM73 154H75L76 155V153H73ZM157 154V153H156ZM9 155H10V153H9ZM12 155H10L11 157H12ZM47 155H48V157H47ZM56 155H58V154H56ZM60 155V154H59ZM186 155V154H185ZM10 156H8L7 158L9 159V158H11ZM54 156V155H53ZM14 157V156H13ZM47 157V158H46ZM59 157V156H58ZM7 158H5V159H7ZM66 158V157H65ZM60 159V158H59ZM67 159V158H66ZM73 159H74V157H73ZM63 160V159H62ZM65 160V159H64ZM79 160V157H75V160L74 161H78ZM80 161H81V159H80ZM56 162H57V164H56ZM62 162V161H61ZM70 162V161H69ZM68 162V163H69ZM79 162V161H78ZM78 162L77 163H74V164H76V165H78ZM64 163V162H63ZM63 163H61L62 165H59L60 167L62 166V167H64V168H72L71 167V165L73 164H70V165H68V163H65V165H63ZM56 164V166H54ZM84 164V163H83ZM89 164V163H88ZM90 165V164H89ZM58 166V167H59ZM73 166V165H72ZM38 167V168H39ZM75 167V166H74ZM86 167H88V166H86ZM12 169V170H11ZM37 169V168H36ZM35 169V170H36ZM80 169V168H79ZM19 170V169H18ZM34 170V169H33ZM32 170V171H33ZM35 170H34V172H35ZM13 171H15V170H13ZM16 171H17V169H16ZM10 173H12V172H10ZM8 177V176H7ZM104 199V198H103ZM106 199V198H105ZM106 201V200H105ZM108 202V201H107ZM112 202V201H111ZM111 202H109V204L111 203ZM98 203V202H97ZM97 205V204H96ZM102 205H104V203L102 204ZM108 205V204H107ZM106 205V206H107ZM105 206V205H104ZM103 206V207H104ZM114 209V208H113ZM114 212V211H113ZM96 214V213H95ZM100 215V214H99ZM120 215V213H119V211L116 213V215H114V216H112V217H110V221L111 222H114L113 220H119V218H116V217H118ZM97 217V216H96ZM38 222H39V220H38ZM22 231V229H20V232ZM19 232V231H18ZM22 232H24V231H22ZM22 232H21V234H22ZM27 232V231H26ZM16 233H17V231H16ZM19 234V233H18ZM18 236V235H17ZM99 238H101L102 240H104V238L106 237V232H102V233H100L99 235ZM101 239H100V241H101ZM261 239H264V234H261V235H258L257 237H255L254 239H251V240H249L248 242H247V245H250V244H253L254 242H256V241H258V240H261ZM241 247V246H240ZM238 248V247H237ZM223 252H217V253H215L214 255H211V256H209V257H206L205 259H202V260H211V259H214L216 256H218V255H220V254H222ZM79 264H80V262H79ZM229 264H246V262H245V260L243 259V258H241V259H239V261H237V262H231V263H229Z\"/></svg>",
    "mask_w": 264,
    "mask_h": 264
}]
</instances>
